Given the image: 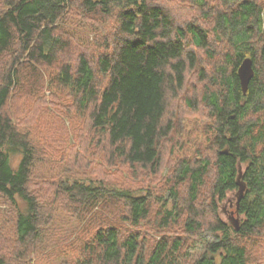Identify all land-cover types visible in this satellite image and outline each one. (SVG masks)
Instances as JSON below:
<instances>
[{
	"label": "trees",
	"instance_id": "1",
	"mask_svg": "<svg viewBox=\"0 0 264 264\" xmlns=\"http://www.w3.org/2000/svg\"><path fill=\"white\" fill-rule=\"evenodd\" d=\"M0 264H264V0H0Z\"/></svg>",
	"mask_w": 264,
	"mask_h": 264
},
{
	"label": "water",
	"instance_id": "2",
	"mask_svg": "<svg viewBox=\"0 0 264 264\" xmlns=\"http://www.w3.org/2000/svg\"><path fill=\"white\" fill-rule=\"evenodd\" d=\"M252 59L250 57H245L242 59V61L240 62L238 68H237V75L239 78V83H240V87L241 90L243 92V94L246 93L247 88H248V84L250 79L252 78L253 74H254V69L252 66ZM241 176V169H239L238 172V177H237V185H238V190L236 192V201H235V210L231 211V217H229L228 221L229 223L236 229H239V215L238 213H236V210L238 208V204L240 199L243 196V193L245 191L246 185L243 181H241L240 179Z\"/></svg>",
	"mask_w": 264,
	"mask_h": 264
},
{
	"label": "rangeland",
	"instance_id": "3",
	"mask_svg": "<svg viewBox=\"0 0 264 264\" xmlns=\"http://www.w3.org/2000/svg\"><path fill=\"white\" fill-rule=\"evenodd\" d=\"M187 113H188L187 111L185 113L182 112L181 115L187 116L188 115ZM17 162H18V157H14L12 159V164L16 165ZM172 200L174 201V199H172ZM235 201H236V192H228L225 199H223L219 202V204H218L219 210H220V213H221V216L223 219L228 221L229 217H231V211H234ZM241 218H242V216H241Z\"/></svg>",
	"mask_w": 264,
	"mask_h": 264
}]
</instances>
